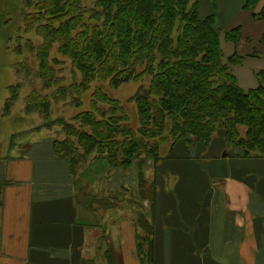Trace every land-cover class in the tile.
Masks as SVG:
<instances>
[{"label":"trees","instance_id":"16d2710c","mask_svg":"<svg viewBox=\"0 0 264 264\" xmlns=\"http://www.w3.org/2000/svg\"><path fill=\"white\" fill-rule=\"evenodd\" d=\"M258 1L244 0L243 7L252 10ZM198 7L199 0H21V34L11 48L21 59L13 64L17 81L7 87L3 115L26 85L23 111L49 117V97L35 89L32 74L45 87H56L51 97L69 94L76 100L95 80L115 87L147 77L148 86L133 97L136 129L121 102L98 87L90 94L89 110L70 121L55 119L65 138L52 139V147L70 173L89 157L122 168L137 159L156 162L164 143L169 148L182 138L208 143L219 132L242 156L264 157V70L256 73L255 88H241L230 66L241 56L234 51L223 59L214 13L200 17ZM252 16L264 19V3ZM224 36L236 45L240 26ZM55 44L80 73L79 81L57 82L49 63ZM24 52H34L36 72ZM51 124L47 118L37 128Z\"/></svg>","mask_w":264,"mask_h":264},{"label":"crops","instance_id":"0c3cea01","mask_svg":"<svg viewBox=\"0 0 264 264\" xmlns=\"http://www.w3.org/2000/svg\"><path fill=\"white\" fill-rule=\"evenodd\" d=\"M243 3L215 0L205 7L209 14L214 13V21L237 13L233 16L236 21L226 29L240 26L237 44L228 41L224 33L219 35L224 39L222 50L223 45L228 46L225 59L234 51L241 56L240 49L246 59H253L250 41L254 48L264 38V19L252 16L264 0L252 10L245 9ZM239 65L230 66L236 79L240 76L245 83L246 73ZM260 70L264 68L251 69V74ZM256 86L240 87L248 90ZM192 147L217 154L210 160L214 186L194 168L187 154ZM224 148L219 132L208 143L182 138L156 162L143 158L131 163L132 219L125 222L130 229L123 235L115 226L117 242L121 249L125 246L123 258L127 253L121 264H264V157L242 156L238 147ZM113 168L110 185L120 189L117 193L123 198L99 196L94 207L97 194L91 196L90 203L86 199L82 203L76 196L68 163L55 154L52 138L0 158V264H99L98 257H103V264H114L108 246L109 227H101L99 234L101 220L90 223V229L98 227L96 232L87 230L89 222L83 221L86 211L120 210L130 174H124L128 167ZM93 235L95 241L90 240ZM88 239L92 245L87 250ZM148 248L150 256L145 253Z\"/></svg>","mask_w":264,"mask_h":264},{"label":"rangeland","instance_id":"374dc122","mask_svg":"<svg viewBox=\"0 0 264 264\" xmlns=\"http://www.w3.org/2000/svg\"><path fill=\"white\" fill-rule=\"evenodd\" d=\"M199 0L198 14L200 17L207 16L208 10H205V7L212 5L215 3V0ZM200 8V12H199ZM236 12L232 13V17L226 19L218 18V21H214L215 27L218 29L219 34L224 33L228 27V24H232L236 21V17H233ZM22 25V16H21V0H0V158H5L7 155L13 156L15 154L20 153L25 146L33 143L44 141L45 139H63L65 138V133L61 129L58 121L55 119H61V121H70V118L78 113L83 112L90 109L91 106V92L95 87L100 88L104 92H106L111 97L118 99L125 111L128 115V122L130 126L134 129L138 127V116L134 103V95L137 93L140 87L145 88L148 86V78L144 77L139 81H129L127 83H122L118 86H111L108 80H95L93 81L89 88L79 92L78 100L73 98L72 95L64 94L63 97L58 99L51 97V92L55 90V86H47L45 87L42 81L36 77V75L32 74L31 80L35 82L37 88L41 90L42 95H47L50 101V113L48 121H52L50 127H42L37 128L44 120L47 118L43 117V114L37 113H25L23 111L24 98L29 91V88L26 85H23L20 90L18 97L15 99L14 103L11 106V109L7 115H3V107L4 101L8 96L7 87L11 84H14L17 81V77L14 74V63L21 59L20 55H17L15 51L11 48L13 44L16 42V38L20 32V26ZM28 34V36H30ZM37 38V37H36ZM219 41L223 44V37L219 36ZM41 41L38 40L33 41V44L38 47V44ZM250 41V47L253 49L254 55H248L253 59H246L245 55L242 54L241 49L239 50L241 54V61L239 65V69L244 70L246 73L245 83L241 82L242 78L239 76L237 79V83L243 87H252L257 85V76L255 71L260 68H264V40L259 43L258 46H254ZM255 43L257 41H254ZM220 43V45H221ZM228 46L223 45V54L228 53ZM25 53V58L27 59L28 65L31 67L33 72L37 71L38 62L35 60V54L33 53ZM50 56L54 58V60H50L54 67V73L57 75V82L61 83V85H67L69 83L74 82L73 80L79 81L80 73L73 68L71 61L66 59L65 56L58 53L57 45L52 46L50 50ZM223 59L225 57L223 56ZM55 61V62H54ZM251 69H254V74H251ZM233 71V70H232ZM235 75V74H234ZM236 76V75H235ZM50 87V88H49ZM78 102V103H76ZM79 104V105H78ZM76 105V106H75ZM215 137V136H214ZM217 138V137H216ZM192 144V143H190ZM189 144V145H190ZM193 146V145H192ZM227 148V149H226ZM226 150H230L232 146H226ZM222 150L219 155H223L225 150ZM169 147L168 143H164L160 148V155L165 156L168 152ZM188 150V151H187ZM187 154L190 159L193 161V166L195 169L199 170L205 176V180L210 182L211 186L213 182L210 181V160L212 155H217L216 153H206V151H196L194 147L192 149H187ZM87 161L82 162L77 168L71 172L72 178L74 179V186L76 196L79 200L86 199V201H91V196L93 194H97L95 196L94 207L99 203V196H116L117 198H123V195L117 193L120 189L114 190V188L110 185L114 168L110 167V164L105 159H94L93 157H89L86 159ZM209 162V163H208ZM142 168V166H139ZM138 167V168H139ZM132 166H129L127 171L124 173L125 175H129L131 173ZM132 174L129 175V179L125 183V187H127V191L125 193L123 201L120 203V210L116 207H111L108 209L99 210V213H89L86 211L84 222H89L87 230L94 229L97 231V226L91 227L90 223L100 224L99 234L102 232L101 227H109V239L110 243L108 244L109 249L112 253L114 264H121L125 261V254L123 258V249L125 246H122L120 241L117 242L116 237V227L118 226V230L121 229L122 234L125 235L130 227H125L126 221H131L132 219V204H133V195L129 193L131 189V179ZM121 178V177H120ZM1 185V183H0ZM146 187L143 184V188ZM130 200H132L130 202ZM83 203V202H82ZM90 203V202H88ZM103 203V201H101ZM142 204V197L139 198V206ZM123 210V211H122ZM81 213V212H80ZM83 214V212L81 213ZM92 214H95L96 217L93 218ZM99 214V215H98ZM100 216V218H99ZM94 219V220H93ZM118 224V225H117ZM115 227V228H113ZM128 238V235L125 236L124 240ZM90 240H96L93 235ZM88 239L87 241V250L91 247L92 242ZM128 248V247H127ZM100 252L96 254L98 256ZM99 264L104 263L103 257L96 258Z\"/></svg>","mask_w":264,"mask_h":264},{"label":"water","instance_id":"95a60500","mask_svg":"<svg viewBox=\"0 0 264 264\" xmlns=\"http://www.w3.org/2000/svg\"><path fill=\"white\" fill-rule=\"evenodd\" d=\"M2 203V201L0 200V204Z\"/></svg>","mask_w":264,"mask_h":264}]
</instances>
